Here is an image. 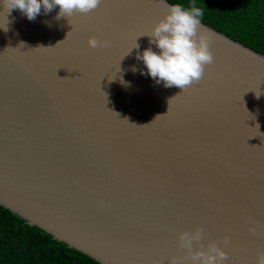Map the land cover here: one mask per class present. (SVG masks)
<instances>
[{"label":"water","instance_id":"1","mask_svg":"<svg viewBox=\"0 0 264 264\" xmlns=\"http://www.w3.org/2000/svg\"><path fill=\"white\" fill-rule=\"evenodd\" d=\"M168 4L34 21L0 5V205L101 264H192L178 238L197 228L193 251L214 242L223 264H256L264 54L201 21L213 62L184 90L156 84L132 67Z\"/></svg>","mask_w":264,"mask_h":264},{"label":"clouds","instance_id":"2","mask_svg":"<svg viewBox=\"0 0 264 264\" xmlns=\"http://www.w3.org/2000/svg\"><path fill=\"white\" fill-rule=\"evenodd\" d=\"M99 3L100 0H0L7 15L18 9L29 21H34L42 10L47 14L58 7L57 18L70 17L74 12L88 13L96 9ZM167 7L168 11L163 19L159 20L150 33L144 34L149 37L150 46L136 53V59L142 61L144 67L137 69L133 66L132 71H140L142 75L151 77L156 84L177 86L184 90L202 77L205 66L214 59L207 36L199 31L205 11L197 0H175ZM110 43L95 37L88 40L91 47H107ZM151 45H155L157 50ZM134 47L139 49L136 43ZM249 230L256 231L254 227ZM201 231L197 228L192 233L181 232L179 247L188 250L192 264H223L227 253L214 242L209 243L206 249L201 247L193 251V241H200ZM224 243H228L227 237ZM171 264H178L177 259L173 258ZM256 264H264V253L259 255Z\"/></svg>","mask_w":264,"mask_h":264},{"label":"trees","instance_id":"3","mask_svg":"<svg viewBox=\"0 0 264 264\" xmlns=\"http://www.w3.org/2000/svg\"><path fill=\"white\" fill-rule=\"evenodd\" d=\"M197 2L205 11L202 22L264 54V0ZM0 264L101 263L0 205Z\"/></svg>","mask_w":264,"mask_h":264}]
</instances>
